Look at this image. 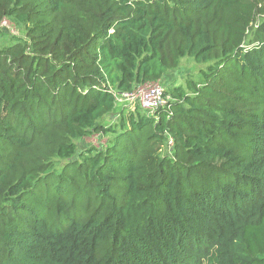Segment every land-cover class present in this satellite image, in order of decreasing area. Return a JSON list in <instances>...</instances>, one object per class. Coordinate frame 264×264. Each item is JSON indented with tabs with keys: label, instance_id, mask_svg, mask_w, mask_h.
Listing matches in <instances>:
<instances>
[{
	"label": "trees",
	"instance_id": "trees-1",
	"mask_svg": "<svg viewBox=\"0 0 264 264\" xmlns=\"http://www.w3.org/2000/svg\"><path fill=\"white\" fill-rule=\"evenodd\" d=\"M0 264H264V0H0Z\"/></svg>",
	"mask_w": 264,
	"mask_h": 264
},
{
	"label": "rangeland",
	"instance_id": "rangeland-1",
	"mask_svg": "<svg viewBox=\"0 0 264 264\" xmlns=\"http://www.w3.org/2000/svg\"><path fill=\"white\" fill-rule=\"evenodd\" d=\"M2 26L5 31L13 32L15 31V28L8 22H3ZM201 65L198 63H195L191 58L184 57L181 59L178 67H176L173 70H170L168 73H166L162 79V81H159V83L164 87H168L174 84H181L183 83L186 76L191 75V77L197 76L198 68ZM149 84V83H146ZM146 84H143L139 87H143ZM136 89V87H135ZM128 101H125V99H118L116 103V108L119 109L121 106H125L126 111L127 110H134L136 107V104H128ZM118 122V117L114 114H109L104 116L101 120V124H112ZM107 141V138L100 134V133H94L90 136L84 137L81 140L78 141V145L81 147L82 145H92L95 147H99L100 145L105 144Z\"/></svg>",
	"mask_w": 264,
	"mask_h": 264
},
{
	"label": "built area",
	"instance_id": "built-area-1",
	"mask_svg": "<svg viewBox=\"0 0 264 264\" xmlns=\"http://www.w3.org/2000/svg\"><path fill=\"white\" fill-rule=\"evenodd\" d=\"M139 86L131 92L117 93L116 100L125 99L128 104H139L141 108L146 110H154L162 105L164 87L159 82H149L143 87Z\"/></svg>",
	"mask_w": 264,
	"mask_h": 264
}]
</instances>
